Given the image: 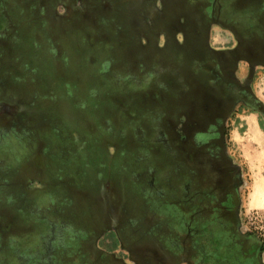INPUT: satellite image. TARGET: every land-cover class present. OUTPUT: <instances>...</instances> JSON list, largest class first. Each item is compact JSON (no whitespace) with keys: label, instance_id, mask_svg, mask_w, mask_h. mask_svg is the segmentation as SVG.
Instances as JSON below:
<instances>
[{"label":"rangeland","instance_id":"rangeland-1","mask_svg":"<svg viewBox=\"0 0 264 264\" xmlns=\"http://www.w3.org/2000/svg\"><path fill=\"white\" fill-rule=\"evenodd\" d=\"M217 2L220 18L240 35L264 37L259 16L256 27L248 26L247 4ZM94 12L106 14L95 21ZM29 15L14 35L21 39L15 55L0 48V59H10L0 75V264H137L136 258L152 264L161 247L179 246L187 216L175 201L184 196L182 178L171 167L163 120L165 73L174 65L137 51L135 28L119 15L93 10L92 21L62 27L38 8ZM7 19L0 35L14 26ZM230 41L228 30L211 28L212 46ZM246 74L241 65L239 78ZM254 77L264 103L260 68ZM19 111L24 119L30 112L33 122L11 121ZM225 129L238 172L241 229L264 237V131L256 113L240 111ZM213 238L211 254L228 236ZM195 242L196 236L186 245L193 254Z\"/></svg>","mask_w":264,"mask_h":264},{"label":"flooded vegetation","instance_id":"flooded-vegetation-1","mask_svg":"<svg viewBox=\"0 0 264 264\" xmlns=\"http://www.w3.org/2000/svg\"><path fill=\"white\" fill-rule=\"evenodd\" d=\"M120 1L124 5L122 10L115 0H0V23L8 18L14 25L0 35L1 52L6 57L15 55L16 42L21 39L18 41L14 35L24 23L18 24L23 18L33 19L29 13L37 8L61 27L69 26L73 20L92 21L93 10L127 19L135 28L136 36H132L137 39L134 44L140 47L137 51L144 50L151 59L164 62L168 58L171 62L166 63L174 65L165 73L170 93L163 120L170 132L171 167L182 178L184 196L175 201L187 216L183 218L185 231L182 229L180 238H176L179 246L161 247L153 255L152 264H264V237L241 229L237 166L226 152L225 138L227 120L236 111L256 113L264 131V103L253 88L257 68L264 73V37L240 35L231 21L220 18L217 0ZM234 1L241 8L247 4L243 8L251 11L247 15L248 26L256 27L260 20L258 26L264 31V0ZM251 3H255L252 9L248 6ZM258 6L262 9H255ZM58 7L63 9L57 12ZM94 13L95 21L106 14ZM214 25L230 32L231 41L226 48L211 45L210 31ZM23 41L19 47H23ZM146 46H150L149 50ZM9 65V58L0 59V75L2 68L8 70ZM241 65L247 70L244 78L238 75ZM28 116L24 119V112L19 111L11 121L33 122L30 112ZM172 229L180 230L175 226ZM218 235L228 239L211 254V242ZM194 236L197 242L193 254L186 245H191ZM142 259L136 258L137 264H146Z\"/></svg>","mask_w":264,"mask_h":264},{"label":"bare ground","instance_id":"bare-ground-1","mask_svg":"<svg viewBox=\"0 0 264 264\" xmlns=\"http://www.w3.org/2000/svg\"><path fill=\"white\" fill-rule=\"evenodd\" d=\"M249 124H250V126L252 128L253 122L251 120L249 121Z\"/></svg>","mask_w":264,"mask_h":264},{"label":"trees","instance_id":"trees-1","mask_svg":"<svg viewBox=\"0 0 264 264\" xmlns=\"http://www.w3.org/2000/svg\"><path fill=\"white\" fill-rule=\"evenodd\" d=\"M8 82H9V81H8ZM19 107H20V106H19ZM114 242H115V244L117 243V242H116V240H114ZM110 244H111V243H110ZM116 245H117V244H116ZM109 249L111 250V246H110V248H109Z\"/></svg>","mask_w":264,"mask_h":264}]
</instances>
